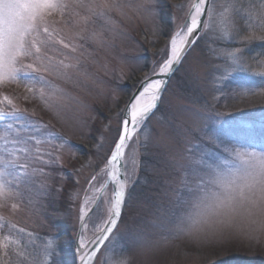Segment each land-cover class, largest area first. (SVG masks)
<instances>
[{
	"label": "rangeland",
	"instance_id": "obj_1",
	"mask_svg": "<svg viewBox=\"0 0 264 264\" xmlns=\"http://www.w3.org/2000/svg\"><path fill=\"white\" fill-rule=\"evenodd\" d=\"M112 2L124 7L111 9L99 20L85 21V12L63 20L47 19L52 37L34 34L38 44L48 39V43L53 45L45 53L51 57L52 68L42 73L48 83L32 81V85L26 87L36 88L37 95L41 97L39 105L43 108L38 111L29 109L18 98H12L0 89V108L11 100L13 105L45 126L28 146L31 148V167L26 173H20L23 179L18 183V190L14 191L17 198L9 200L5 208L0 197V218L24 229L23 233H14L11 255L5 256L0 250L2 264H33L37 251L47 259L42 239L46 241L55 232L60 237L61 260L76 264L74 237L80 209L88 212L99 202L104 220L108 218L104 197H110L112 191L111 184L106 182L105 167L109 143L115 135L127 96H131L143 78L151 73L154 61L167 42L166 38L159 47L153 48L156 42L153 34L158 28L156 23L165 18L171 26L174 18L182 15L179 6L185 5L186 0H159V20L137 11L133 7L136 0ZM230 2L217 0L219 4ZM226 17L227 13L224 18L217 17L215 34L200 41L192 48L183 66H178L165 86L162 100L125 150L124 165L134 187L131 200L125 207L124 222H120L112 237V244L116 247L127 245L134 248L137 235L142 231L153 236L164 232V226L178 211L174 203L163 198L164 192L167 190L170 194L172 189L183 191L181 181L189 173L182 169L188 165L243 168L250 159L245 153H264V109L239 116L218 113L213 109L212 104L220 94L218 87L224 80L240 82L244 89L245 80L250 76L264 78L258 74L264 73V65L249 64L239 52L242 38L249 34L239 37L238 29L245 27L251 32L253 27L246 21L233 25L225 22ZM253 23L259 22L254 18ZM140 29H145V38H140ZM61 40L69 44L67 49L59 42ZM139 55L145 57L148 68L136 69L142 64ZM39 63L47 66L49 61L43 59ZM241 63L242 67H229ZM228 124L238 127L240 133L259 138L261 144L254 151H243L240 157L217 160L212 155L214 151L210 153L205 143L210 144L209 136H216L218 129ZM5 126L0 123V152L4 148L5 136L9 135L4 131ZM101 143L104 144L102 148L99 147ZM79 151L86 156L75 160ZM151 153L156 155L160 164L158 183L146 175L151 168L142 160L143 156L146 158ZM152 173L155 174L154 167ZM93 176L97 177L95 181H92ZM68 177L70 186L61 190L64 198L58 202V207L44 215L40 213L37 198L47 195L46 191H52L56 184L64 187ZM69 192L72 193L71 202L68 200ZM12 204H17V208L13 209ZM97 223L103 227L102 221ZM249 231L247 221L241 218L224 238L236 237V234L249 236ZM87 235L91 236L92 232ZM255 236L264 245V232ZM179 240L168 238L164 242L162 239L160 250L151 257L153 264H228L221 255L211 253L222 252L221 245L197 247L183 238ZM139 259L142 261L144 258Z\"/></svg>",
	"mask_w": 264,
	"mask_h": 264
},
{
	"label": "snow or ice",
	"instance_id": "obj_2",
	"mask_svg": "<svg viewBox=\"0 0 264 264\" xmlns=\"http://www.w3.org/2000/svg\"><path fill=\"white\" fill-rule=\"evenodd\" d=\"M118 7L124 6L112 0H0V83L4 77L21 83H48L42 73L52 68L51 57L45 53L53 45L48 43V39L39 44L34 39L36 33L52 37L47 16L56 11H60L62 16H79L80 12H85V21L99 20ZM133 7L147 17L160 19L159 0H136ZM179 7L182 15L176 16L170 27L164 22L159 24L157 33L167 37V42L154 61L151 73L143 78L137 94L129 98L122 110L115 135L109 143L105 167L112 191L110 197H104L108 218L104 220L99 202L88 212L84 208L79 211L74 237V259L78 264H153L151 257L160 250L162 239L166 242L168 238H183L197 247L212 245L231 232L241 218L249 225L250 237L264 232V153L251 152L245 153L250 159L243 168L188 165L182 169L189 173L181 181L183 191L172 189L170 194L167 190L164 192L163 198L178 209L164 226V232L159 236L140 232L134 248L112 244L120 222H124L125 207L131 200L134 187L124 165V153L137 130L162 100L165 78L175 75L177 66H183L192 48L210 34H215L218 16L224 18L227 13L225 22L239 25L240 21H246L250 27L264 32V0H249L247 4L244 0H231L226 4H219L217 0H186V4ZM254 18L259 23H253ZM252 40L264 42V34L249 36L244 43ZM59 42L63 43L62 40ZM63 47L67 49L69 44L63 43ZM243 51L245 49L239 50L241 56ZM260 55L264 56V53ZM43 59L49 61L47 66L39 63ZM236 66L242 67V63L229 67ZM0 123L6 125L4 131L9 134L5 136L4 148L0 152V197L3 198L2 206L7 208L8 201L17 198L14 191L18 190V183L23 179L20 173H26L31 167V148L28 146L45 126L13 105L11 100L0 108ZM217 139L215 135L209 136L211 143ZM99 147H104V144ZM96 179V176L92 177V181ZM68 200L72 201L71 192ZM12 208L16 209L17 204H12ZM97 221H102L103 227ZM89 231L91 236L87 235ZM23 232V228L0 218V250L5 256L12 254L14 233ZM42 243L47 259L37 251L33 264H70V261L60 258L62 249L57 232L48 236L46 241L42 239ZM139 257L144 259L141 261Z\"/></svg>",
	"mask_w": 264,
	"mask_h": 264
},
{
	"label": "trees",
	"instance_id": "obj_3",
	"mask_svg": "<svg viewBox=\"0 0 264 264\" xmlns=\"http://www.w3.org/2000/svg\"><path fill=\"white\" fill-rule=\"evenodd\" d=\"M248 2L249 0H244L245 4H247ZM257 2H259V0H257ZM66 17L68 16H62L60 11H56L47 16L46 19L63 20ZM161 22L166 23V25L170 27V22L168 23L165 18L159 20V22L156 23L157 27ZM150 31L151 30H149L148 33ZM145 34V29H140V38H145ZM250 34L258 37L259 35H262L263 32L257 28H251V32H249L245 27H240L238 30L239 37L245 35H248L249 37ZM153 37L156 38V42L153 44V48L159 47L160 43H162V40L165 41L167 38L165 36L159 35L158 33H154ZM245 40L246 38H242V41L239 44L241 50L245 49L242 55L244 59L251 65H264V56L260 55L261 53H264V42H260L259 40H252L250 43H244ZM164 43L166 44V41ZM138 57L141 60L142 64L139 65L136 69L140 70V67L148 68V62L145 57L141 55H139ZM26 84L28 86L30 84L32 85V81H24L21 83L10 81L7 78L3 80L2 83H0V89L4 90L6 94L11 96L12 98H18V100L23 103L25 107L29 109L35 108L38 111L39 108H43L39 105L41 97L37 95L36 88H30L31 91H29V88L27 89L25 87ZM241 84H243V82H241ZM245 86L246 87L242 89L240 86V82H236L233 80H224L218 87L220 94L212 104L215 112L223 114L230 113L239 116L240 114H246L249 111L264 109V89H262L264 88V78H261L257 75L250 76L245 80ZM129 97L130 96L128 95L127 101ZM35 105H39L40 107H37ZM238 129L239 128L234 125H224L217 131V142L210 144L206 141V143L204 142L210 153L214 151L212 155H215V158L217 160H225V158L234 159L240 157L244 153L243 151H254L256 149L255 147H258L259 144H261V140L259 138H253L244 133H240L241 131L239 130V132ZM77 154L78 156H76L75 160H82L86 156V153H84L83 151H79ZM142 160L145 161L146 166L148 165L151 168L150 172L146 171V175L152 178L153 181H156L158 183L157 180L161 178V174L159 171L160 164L159 161H157L156 155L151 153V156H147L146 158L143 156ZM211 161H213L212 158ZM153 167L155 169V174L152 173ZM70 182V178L68 177L64 187L62 185L56 184V188L52 187V191H46L47 195H40L37 198V201L39 203H37L39 205L37 210H39V212L43 213L44 215L46 211L55 209L56 206L58 207L59 203L64 198L61 190H67V188L70 186ZM23 200H25L24 197ZM30 201L32 200H28V202ZM256 240L257 238L255 235L250 237L244 234H236V237L230 236V238H224L212 244L216 247L221 245L222 252H219L218 250L216 251V253H214L213 251L211 253L216 254V256L221 255L223 257L221 258L226 262L228 261V264H237L238 262H244L248 264H264V245H262L263 242H259V240ZM175 241L177 240L175 239Z\"/></svg>",
	"mask_w": 264,
	"mask_h": 264
},
{
	"label": "water",
	"instance_id": "obj_4",
	"mask_svg": "<svg viewBox=\"0 0 264 264\" xmlns=\"http://www.w3.org/2000/svg\"><path fill=\"white\" fill-rule=\"evenodd\" d=\"M189 47H191V46H189ZM178 66H179V65H178ZM178 66H177V68H178ZM175 71H176V70H175ZM169 79H170V78H165L166 84H167V82H168ZM141 82H142V81H141ZM141 82H140V83H141ZM140 83L138 84V86H137L136 89L133 91V93L131 94L130 97H132V96H134V95L137 94V89L139 88ZM166 84H165V86H166ZM130 97H129V98H130ZM128 100H129V99H128ZM127 103H128V101H127ZM127 103H126V105H127ZM126 105H125V106H126ZM124 108H125V107H124ZM126 148H127V147H126ZM122 171H123V169H122ZM106 175H107V170H106ZM106 182L111 184V181L109 180L108 176H107ZM111 186H112V185H111ZM77 264H78V261H77Z\"/></svg>",
	"mask_w": 264,
	"mask_h": 264
},
{
	"label": "bare ground",
	"instance_id": "obj_5",
	"mask_svg": "<svg viewBox=\"0 0 264 264\" xmlns=\"http://www.w3.org/2000/svg\"><path fill=\"white\" fill-rule=\"evenodd\" d=\"M85 212H87L85 209H84Z\"/></svg>",
	"mask_w": 264,
	"mask_h": 264
}]
</instances>
